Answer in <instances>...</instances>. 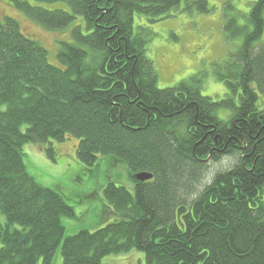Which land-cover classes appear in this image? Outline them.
Here are the masks:
<instances>
[{
  "label": "trees",
  "instance_id": "16d2710c",
  "mask_svg": "<svg viewBox=\"0 0 264 264\" xmlns=\"http://www.w3.org/2000/svg\"><path fill=\"white\" fill-rule=\"evenodd\" d=\"M9 1L49 29L77 17L85 28L59 43L56 66L17 20H0V264H53L59 249L62 264L133 251L147 264H264V0L253 3L250 28L226 16L227 36L242 43L213 65L227 90L218 101L202 96L201 72L160 89L147 56L152 33L136 16L155 24L183 0H36L70 12ZM186 3L189 13L213 9ZM68 139L89 170L105 156L125 163L134 191L108 183L117 220L65 237L62 218L74 209L35 181L25 155L38 146L57 163L56 145ZM228 157L234 167L212 178L211 164ZM137 173L153 179L141 183Z\"/></svg>",
  "mask_w": 264,
  "mask_h": 264
},
{
  "label": "rangeland",
  "instance_id": "374dc122",
  "mask_svg": "<svg viewBox=\"0 0 264 264\" xmlns=\"http://www.w3.org/2000/svg\"><path fill=\"white\" fill-rule=\"evenodd\" d=\"M23 1L48 10L70 12V7L64 3L44 4L36 0ZM254 2L256 0H209L212 11L209 14H200L186 11L187 3L183 0L168 17L152 25L145 17L136 16V24L146 27L147 31L150 30L152 33L147 56L155 67L159 88L175 87L182 81H190L193 76L196 77L201 72L204 76L200 88L202 96L212 98L214 101L222 100L227 90L215 77L213 65L229 59L242 43L241 38L229 39L227 36L226 16L236 17L240 25H247L250 28L248 16ZM228 4H231L234 10L228 9L226 7ZM6 17L17 20L28 37L41 43L53 65L58 63L59 43L73 42L71 33L74 27L81 25L85 28L84 18L77 17L67 28L52 30L28 18L11 1L0 0V20ZM227 114L228 112L224 110L219 116L221 119H226ZM77 144L75 139L57 144L59 154L57 163L51 162L46 154H43L41 147L26 146L28 155H25V162L28 173L39 185L62 194L74 209L75 217L62 218L66 228L65 237L76 235L83 230L94 232L117 220V216L104 197V188L108 183L113 182L128 188L130 192L134 191L130 171L125 163L118 160L114 162V157L105 156L89 170L76 156ZM234 164L235 159L224 158L218 163H212L209 172L214 178L216 174L232 169ZM0 221H4L2 215ZM145 257L144 253L133 251L127 254L108 255L102 262L103 264H147ZM53 258V264H62L60 249Z\"/></svg>",
  "mask_w": 264,
  "mask_h": 264
},
{
  "label": "water",
  "instance_id": "95a60500",
  "mask_svg": "<svg viewBox=\"0 0 264 264\" xmlns=\"http://www.w3.org/2000/svg\"><path fill=\"white\" fill-rule=\"evenodd\" d=\"M136 179L140 182H146V181H150L153 179V175L150 174H146V173H141L139 175L136 176Z\"/></svg>",
  "mask_w": 264,
  "mask_h": 264
},
{
  "label": "bare ground",
  "instance_id": "6f19581e",
  "mask_svg": "<svg viewBox=\"0 0 264 264\" xmlns=\"http://www.w3.org/2000/svg\"><path fill=\"white\" fill-rule=\"evenodd\" d=\"M168 73H169V70L167 71ZM229 158V157H228ZM230 158H232V159H235V164L237 163V159H236V157H230ZM209 160H210V158H209ZM221 160H223V159H221ZM234 164V165H235ZM146 174H149V173H146ZM150 175H152V174H150ZM151 181V180H150ZM197 197V196H196ZM261 201L263 202V207H264V185H263V190H262V192H261ZM262 217H264V214H260Z\"/></svg>",
  "mask_w": 264,
  "mask_h": 264
}]
</instances>
